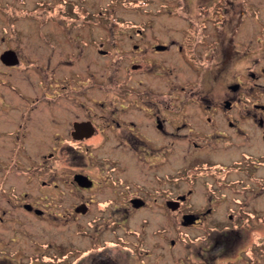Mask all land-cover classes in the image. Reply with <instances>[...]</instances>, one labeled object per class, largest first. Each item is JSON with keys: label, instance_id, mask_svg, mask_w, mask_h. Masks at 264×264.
<instances>
[{"label": "flooded vegetation", "instance_id": "flooded-vegetation-1", "mask_svg": "<svg viewBox=\"0 0 264 264\" xmlns=\"http://www.w3.org/2000/svg\"><path fill=\"white\" fill-rule=\"evenodd\" d=\"M135 1L156 13L99 14L110 29L95 31L74 0H0L2 244H14L23 213L46 216L48 189L63 198V184L81 199L97 189L75 213L104 194L96 204L114 224L160 211L171 226L178 215L188 230L212 232L196 246L202 264L264 216V22L244 0ZM246 16L259 32L239 31ZM116 245L80 250L72 264H117Z\"/></svg>", "mask_w": 264, "mask_h": 264}, {"label": "rangeland", "instance_id": "rangeland-1", "mask_svg": "<svg viewBox=\"0 0 264 264\" xmlns=\"http://www.w3.org/2000/svg\"><path fill=\"white\" fill-rule=\"evenodd\" d=\"M74 1L78 3V7L73 5V9L78 10V13L74 11L76 16L83 15V10H87L89 15H94L96 23L93 29L95 31L110 29L103 25L105 23L97 22L103 19L97 17L99 14L106 16L105 21H137L141 15L156 13V6L137 4L135 0ZM243 5L249 9L254 7L256 12L249 11L248 15L258 14L260 20L264 22V0H244ZM25 6L29 8L31 4ZM6 14L8 13L0 11V16ZM251 16L245 18L249 26L246 25L239 31L259 32V23H252ZM64 21L67 22L65 19ZM111 27L113 30L123 29L119 24L112 23ZM261 31H264V28H261ZM102 63L97 61L90 68L94 72V77L99 80L106 73ZM261 63L264 65V54L261 55ZM96 94L103 93L96 92ZM84 161L88 162L89 159L84 158ZM62 163L67 164L66 160H63ZM179 164L180 161L177 162V166ZM91 173L100 175V177L103 175L102 172ZM60 189L65 192L63 198L56 197L55 194L50 193L54 190L48 189L46 202L49 213L46 216L40 219L28 218L26 216L29 215L23 213L22 221L15 224L14 244L8 246V244L4 245L0 242V264H72L73 259H77L75 257L78 256L80 250L85 252L93 250L94 247L103 246L108 240L117 242L111 251L112 255L117 256V264H202L198 262L196 246L200 242L199 238L212 232L188 230L180 224L178 215L175 226H171L160 211L151 216L145 212L138 213L129 216L122 224H114L108 218L104 207H101L102 204H96V202L105 200L104 194L91 199L92 204L94 203L91 211L75 213L74 206L79 201H87L89 192L97 189L86 191V196L83 199L75 194L68 196L66 192H72L71 186L68 184H63ZM250 222H252L251 226L241 229L240 236L231 240L226 253L218 256L215 262L206 264H246L249 255H252L254 264H264V216L255 215ZM1 231L2 229H0V240L5 242L7 236ZM193 238L195 241L190 243L189 239ZM140 239L143 241L140 242ZM170 239L174 240V244L168 246ZM45 244L46 246H44ZM3 249L5 251L9 249L10 253L2 252ZM145 249L148 252L142 251ZM83 253L81 252V254ZM56 256H65V259L56 262L58 259ZM81 258H83L82 260L87 259L85 255L80 256Z\"/></svg>", "mask_w": 264, "mask_h": 264}, {"label": "water", "instance_id": "water-1", "mask_svg": "<svg viewBox=\"0 0 264 264\" xmlns=\"http://www.w3.org/2000/svg\"><path fill=\"white\" fill-rule=\"evenodd\" d=\"M75 178L80 182V181H84V183L86 184V182L88 183V179L85 175H82V174H76L75 175ZM84 207L85 205L84 204H80L78 206L75 207V211H84ZM189 215L185 214L183 215V220Z\"/></svg>", "mask_w": 264, "mask_h": 264}]
</instances>
